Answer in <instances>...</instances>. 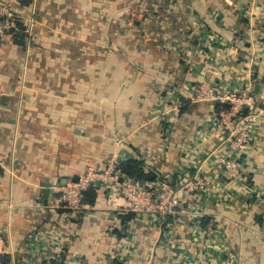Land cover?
Instances as JSON below:
<instances>
[{
	"label": "crops",
	"instance_id": "0c3cea01",
	"mask_svg": "<svg viewBox=\"0 0 264 264\" xmlns=\"http://www.w3.org/2000/svg\"><path fill=\"white\" fill-rule=\"evenodd\" d=\"M8 1L22 19L0 41V260L26 264L55 224L51 264H264V118L227 180L217 105L189 99L218 70L264 108V0ZM113 158L208 187L173 235L106 189L76 216L57 208L61 186Z\"/></svg>",
	"mask_w": 264,
	"mask_h": 264
},
{
	"label": "built area",
	"instance_id": "2783aa9c",
	"mask_svg": "<svg viewBox=\"0 0 264 264\" xmlns=\"http://www.w3.org/2000/svg\"><path fill=\"white\" fill-rule=\"evenodd\" d=\"M21 19V15L14 9L13 2L0 0V41L18 26ZM25 32L30 33L31 27H27ZM218 72L216 70L207 81L197 84L191 91L189 99L195 103L207 102L215 106L229 107L217 111L216 121L221 134L220 142L210 155L219 166V170L223 172V176L227 180H235L240 175L243 156L264 118V108L257 103L251 83L244 85L241 90L224 87L216 80L215 75ZM1 96L0 93V99ZM158 111L165 122L171 120L166 105ZM123 162L125 161L113 158L102 169L89 166L77 182L67 183L57 190L60 193L57 208L71 216H76L86 207L83 201L84 192L90 188L106 189L126 201L125 211L142 215L153 223L161 225L169 216L174 222L180 221L185 212L183 206L186 197L204 192L208 187L207 177L200 172H196L187 182L179 185L159 177L153 181L139 182L123 173L120 169ZM171 224L168 222L163 229L170 230L173 235L176 223ZM57 232L59 227L52 224L37 236L38 241L28 252L26 264H51L53 260L51 248L55 244ZM0 264H2L1 260Z\"/></svg>",
	"mask_w": 264,
	"mask_h": 264
},
{
	"label": "trees",
	"instance_id": "16d2710c",
	"mask_svg": "<svg viewBox=\"0 0 264 264\" xmlns=\"http://www.w3.org/2000/svg\"><path fill=\"white\" fill-rule=\"evenodd\" d=\"M228 106H220L217 105V110L222 111V109H228ZM184 110V109H183ZM182 111V110H181ZM120 169L123 171V173L133 179L137 180L139 182H146V181H153L155 179V176L151 173H146L144 170V162L142 160H137V159H130L128 161H125L121 164ZM175 185V184H174ZM100 190L90 188L86 192H84V204H89L93 205L98 197V193ZM129 216V217H128ZM128 216H123L122 221L124 222L128 218L132 216V214ZM170 216L166 218V220L163 222L162 226L164 227L169 221H170ZM209 222L208 219H205V223ZM205 226L206 224L203 223ZM2 264H11L10 263V257L8 256H3L1 258Z\"/></svg>",
	"mask_w": 264,
	"mask_h": 264
},
{
	"label": "rangeland",
	"instance_id": "374dc122",
	"mask_svg": "<svg viewBox=\"0 0 264 264\" xmlns=\"http://www.w3.org/2000/svg\"><path fill=\"white\" fill-rule=\"evenodd\" d=\"M216 229V228H215ZM221 253L223 254V255H226V257L227 258H230V256H234L233 254H232V252H230L229 250H227V251H221ZM216 264H219L218 262L216 263Z\"/></svg>",
	"mask_w": 264,
	"mask_h": 264
},
{
	"label": "water",
	"instance_id": "95a60500",
	"mask_svg": "<svg viewBox=\"0 0 264 264\" xmlns=\"http://www.w3.org/2000/svg\"><path fill=\"white\" fill-rule=\"evenodd\" d=\"M79 180V178L77 180H75L74 182H77Z\"/></svg>",
	"mask_w": 264,
	"mask_h": 264
}]
</instances>
